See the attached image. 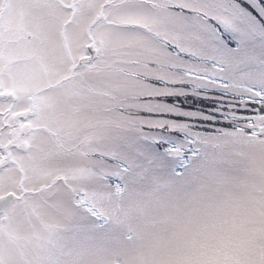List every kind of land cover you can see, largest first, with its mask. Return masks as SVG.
<instances>
[{
  "label": "snow or ice",
  "instance_id": "snow-or-ice-1",
  "mask_svg": "<svg viewBox=\"0 0 264 264\" xmlns=\"http://www.w3.org/2000/svg\"><path fill=\"white\" fill-rule=\"evenodd\" d=\"M238 136L264 143V0H0V264H80L129 186Z\"/></svg>",
  "mask_w": 264,
  "mask_h": 264
},
{
  "label": "clouds",
  "instance_id": "clouds-1",
  "mask_svg": "<svg viewBox=\"0 0 264 264\" xmlns=\"http://www.w3.org/2000/svg\"><path fill=\"white\" fill-rule=\"evenodd\" d=\"M111 264H264V143L226 138L129 205Z\"/></svg>",
  "mask_w": 264,
  "mask_h": 264
},
{
  "label": "rangeland",
  "instance_id": "rangeland-1",
  "mask_svg": "<svg viewBox=\"0 0 264 264\" xmlns=\"http://www.w3.org/2000/svg\"><path fill=\"white\" fill-rule=\"evenodd\" d=\"M66 163L72 167L83 166L84 161L77 157H70ZM167 182L162 181H146L129 186L124 195L115 204L118 209V215L113 221L111 229L104 234L99 242L89 249L81 252L77 259L80 264H111L112 257L118 250L117 237L121 228V219L127 212L129 205L141 201L145 198V194L159 189ZM106 181L99 183L93 182V185L100 191H106L104 187ZM68 215L62 206L59 198L54 200L51 205L46 208V214L40 218H34L31 224H22V231H31L33 227L40 229L48 224L65 225L68 223Z\"/></svg>",
  "mask_w": 264,
  "mask_h": 264
}]
</instances>
